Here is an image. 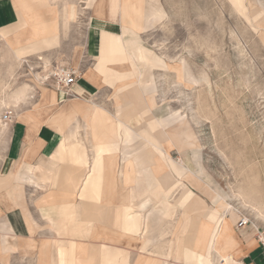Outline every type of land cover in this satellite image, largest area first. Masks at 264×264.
Masks as SVG:
<instances>
[{
    "label": "rangeland",
    "instance_id": "rangeland-1",
    "mask_svg": "<svg viewBox=\"0 0 264 264\" xmlns=\"http://www.w3.org/2000/svg\"><path fill=\"white\" fill-rule=\"evenodd\" d=\"M69 3L71 12L77 7L81 8L79 0ZM92 4L93 0L89 8L80 13L79 18L73 19L69 16L72 18L69 22H66L64 14L65 1L42 8L43 12L53 13L47 18L55 19L56 31H46L43 34L39 41L40 50L20 51L19 55L28 60L21 66L10 49V60L7 64L9 77L7 81L0 80V92L4 84L9 82L12 89L29 83L37 90H44L45 87L39 85L43 73L54 71L61 66H74L69 57L72 50L86 44L85 25L91 21L92 14L89 11ZM141 4L139 0V5ZM166 4L169 15L162 17L163 24L144 33L143 37L140 36V31H133L131 24L138 17L131 15L130 24L126 26L130 32L122 34V40L131 43L125 41L124 52L119 51L112 58L97 59L95 63V69L101 74L102 82L114 89V113L118 112L120 116L118 120L109 122L111 129L114 128L112 139L101 141L106 145L113 142L118 144L116 151L104 153V161L114 158L117 168L121 169L124 153L137 151L148 144L143 136L145 130L159 139L156 127H153L151 122L143 118L138 121L148 104L138 102L135 96L136 91H140L142 95L154 93L157 105L152 112L159 121L158 127L167 128V132L174 135L178 131L177 124L186 120L183 130H193L196 145L183 147L182 155V151L174 143L175 140L170 142L167 138L164 141L163 145L167 149L166 160L172 161L179 168V173L174 171L172 175L156 177L149 187L151 194L148 196L147 205H138V208H144L145 212L147 208L152 210L155 205L162 204L164 216L169 218H177L179 208L180 215L188 210L192 214H205L206 211L214 209L220 211L221 216L223 213L227 215L234 235L233 216L236 215L237 219L240 215H246L249 223L254 222L264 231V219L258 218L255 211L243 203V197H235L242 189L251 197L264 201V0H167ZM130 13H133L132 10ZM160 20L154 22L151 28ZM137 45L141 48L138 49ZM39 56L44 58L40 59ZM45 59L48 61L47 67ZM182 61L187 63L192 76L195 77L194 83L178 78ZM93 62V59L85 57L80 68L93 66ZM100 64H110L116 70L129 71L131 76L110 84L106 82L104 73L98 69ZM167 64L171 66L170 69ZM36 73H39V76ZM8 92L11 93L12 90ZM109 94L97 101L111 108ZM22 104L19 107L8 104V107L21 109ZM1 105L3 104L0 103ZM5 107L7 106L4 105L2 109ZM76 114L75 112V116L71 118V115L66 117L65 113L61 112L52 123L64 134V139L71 136L70 144L76 157L72 162L81 165L84 170L89 163L87 146L72 142V133L80 136L83 130L86 135L84 123L81 124L76 119L72 125L71 120ZM5 144L4 138H0V173ZM81 154L84 156L82 159ZM170 166L173 171L171 163ZM188 166L191 170L202 171V178L198 181L194 178L191 181L182 178L181 174L189 172ZM62 174L69 177V173L65 171ZM57 175L59 176L58 171ZM103 181L104 179L101 183ZM184 183L185 188L180 187ZM185 191L188 192V200L181 199ZM216 192L227 197L216 199ZM33 195L31 190L25 195V204L31 214L28 210L27 213L31 217L32 212L34 213ZM173 195L174 200H170ZM78 197L81 205L85 206L82 201L86 200L82 199L81 193ZM18 206L15 192L8 191L2 196L0 191V240L4 238L12 245V248L4 249L6 244H2L4 250L0 251V264H34L33 249L39 240L35 242L32 237H28L30 234L26 235L27 237L21 235L22 238L18 240L15 233H20L17 226L21 227L19 224H22L19 221L21 212L17 209ZM170 206L174 210L173 215L169 214ZM8 217L15 224V233L5 228L4 222L9 223ZM176 225L171 231L173 237L168 240L169 245L181 236V233L175 234ZM21 232L25 235L27 231L21 229ZM19 246L22 247L20 250ZM64 249L59 247V253H65ZM185 254L184 262L189 264H210V259L213 258L210 256L209 260L201 261L188 248H185Z\"/></svg>",
    "mask_w": 264,
    "mask_h": 264
},
{
    "label": "crops",
    "instance_id": "crops-1",
    "mask_svg": "<svg viewBox=\"0 0 264 264\" xmlns=\"http://www.w3.org/2000/svg\"><path fill=\"white\" fill-rule=\"evenodd\" d=\"M58 1H65L66 22L72 21V18H79L80 13L89 8L88 0H79L81 8L77 7V14L70 10L69 2L72 0H0L1 81H7L9 77L7 64L10 60V49L13 51V47H17L19 43H26L28 38L33 37L32 43H38L36 50H40L39 41L43 34L46 31L49 33L56 31L55 19L47 18L53 13L43 12L42 8H49ZM166 1L141 0L142 4L139 5V0H93L89 11L92 14L91 21L85 25L86 44L72 50L69 57L71 64L72 62L75 64L71 68L76 69L79 74L76 83L68 90L69 94L54 80L47 82L42 80L39 81V85L44 86V90L42 88L37 90L33 85L34 94L31 93L26 103L13 104L19 107L23 103L21 109L9 106L13 119L6 125L9 132L0 134V138H4L6 143L0 176H11V179L0 191L2 196L8 191L16 193L19 204L17 209L21 212L19 221L22 223L19 224L21 227L17 226L19 235L15 233L13 228L15 224L9 217L7 218L9 223L4 222V225L12 227L11 232L18 236V240L22 238L21 235L27 237L28 234L35 242L39 240L33 249L34 264H52L55 261H61V264H137L138 258H141L138 264H144L148 259H153L156 262L154 264H189L184 262L185 259L178 258L179 253L170 252L168 244V240L173 237L171 233L173 226L180 224V210L178 209L177 218H169L164 216L163 209L150 217L148 212L151 209L147 208L145 212L144 208L138 209L139 204L147 205V196L151 194L146 183L148 177L160 178L170 173L168 167L163 166L159 155L153 156L154 164L149 168V172L130 171L129 176L141 178L127 183L121 173L122 169L93 170V160L97 152L92 145L98 142L93 141L88 133L85 135L83 130L80 136L72 133L74 140L72 142L87 146L86 154L89 159L88 165L84 168V179L77 185L69 180V177L61 175L65 171L69 173L67 175H77L78 178L83 170L81 165L72 162L76 157L70 144L71 136L64 139V134L52 123L61 112H64L66 117L71 115V118L76 112V117L71 120L72 125L76 119L83 124L91 100L111 113L115 112L116 105L112 99L114 89L102 82V76L96 71L95 63L97 59L116 56L117 52L109 51L110 43H116L113 34L130 32L126 26L130 24L129 17L137 15L133 10L134 6L142 7L147 12L146 15L147 10H151L152 7L164 10L165 14L169 15ZM123 8H127L129 17L122 22ZM131 10L133 13H130ZM136 21H133L131 26L133 31H140L141 37L144 33L154 30L157 25L163 24L162 18L154 27L140 30L142 20L138 17L139 22ZM125 41L123 40V43ZM85 57L94 60L93 66L81 69ZM39 58L43 59L44 56ZM25 62L28 60L22 63L18 61V64L21 66ZM107 65L112 67L110 64ZM98 69L104 73L106 80L105 67L100 64ZM36 74L39 76V73ZM43 75L40 79H43ZM9 83H5L0 92V103L4 98L8 101L9 90L15 91L22 86L16 89L11 87L5 91L4 88ZM105 94L110 95L111 108L97 101ZM3 106L4 104L0 106V122L5 111V108L2 109ZM72 110L74 111L69 112ZM85 130L87 131L86 127ZM82 158L84 156L81 154ZM117 158L118 163L119 156ZM57 171L59 176L64 177L56 176ZM90 176L94 178L89 179ZM29 190L34 192L33 217L25 204V195ZM80 193L82 199L86 200L82 201L85 206L80 203L78 197ZM173 197L174 195L169 199L174 200ZM237 217L238 215L233 216V229L239 242L237 257L240 264H264V250L257 238V232L250 233L251 223L238 227L241 215L238 219ZM226 222H229L228 219ZM21 229L27 231L25 235ZM175 234L180 235L178 229ZM59 247H64L65 253L60 254ZM21 248L19 246V250Z\"/></svg>",
    "mask_w": 264,
    "mask_h": 264
},
{
    "label": "bare ground",
    "instance_id": "bare-ground-1",
    "mask_svg": "<svg viewBox=\"0 0 264 264\" xmlns=\"http://www.w3.org/2000/svg\"><path fill=\"white\" fill-rule=\"evenodd\" d=\"M91 1L92 0H88V4H90ZM133 10L138 15V17L142 20L140 23V26L138 24L140 30L148 29L149 27H151L154 24V22H156L157 20H160L162 17L165 16L164 10H161V9H158L155 7H152L151 10H147L148 11L147 15L145 14L146 11L142 7H135L134 6ZM74 14H77V10H74ZM126 17H129V14H127V8H123L122 9V22L124 21V19ZM126 20L128 21V19H126ZM137 21H138V19H137ZM113 36H115V42L116 43H110L109 51L110 52H117V53L119 51L124 52V49H126V47H125L123 40H122V34H113ZM32 38H28V42H26V43H23V44L19 43L20 45H18L17 47H13L14 56L19 61V63H22V62L27 60L26 58H23L19 55L20 50H23V49L24 50H26V49L36 50L38 48V43H32V42H34V39H32ZM137 48L140 49L141 46L137 45ZM45 62H46V66H47L48 62L46 59H45ZM181 64H182V67L179 69V72L177 75L178 78L187 79L190 83H194L195 77L192 76V74H191V72L187 66V63L185 61H182ZM102 65H103V67H105V70H106V82H109L110 84H115L116 82L123 81L125 79H128L131 76V72H129V71H126V70H124V71L120 70L119 71V70H116V69L108 66L107 64H102ZM167 68L170 69L171 66L169 64H167ZM154 77H155V75H154ZM8 88H11V83L7 84L4 88V90L6 91V89H8ZM33 90H34V87L32 84L25 83L20 88L9 93L8 101L4 98V100H2V103L4 105L18 104L20 102L26 103L28 101V99L30 98V95H32L31 93H33ZM135 96H136L138 102H140V103L146 102L148 104V108H146L144 110V112L140 115V119L138 118V121L141 120V118H143V119H147L149 122H151L152 126L156 127L155 130H156V133L158 134L159 139L155 138L147 130H145V131L142 130V131H144L143 136L148 141V144L144 148H141L137 151L126 152L123 154L122 159H121L123 162V164H122L123 167L121 168L122 169L121 173L123 175V178L125 179V181L127 183L136 181L137 179H140L141 177H136L134 175L129 176L130 171H132V173H136V172L140 173L141 171L149 172V168H151V166H153V164H154L153 156L155 154L159 155V157L161 158V160L163 162V166L168 167V169L170 170L169 175H172L174 171L176 173H179V168L175 164H173L172 161L166 160L167 149L163 145L164 141L167 138L169 139L170 142H174V140H175L174 143L177 144V146L179 147V149L181 151L182 150L184 151L183 147H185V146L191 147V146L196 145L195 133L193 132V130H191V131L183 130V127L186 123V120H182L179 124H177L178 125L177 126L178 131L174 135H171L169 132H167V130H166L167 128L165 129L162 127H158L159 121L157 119H155V116L152 112V109L155 108L157 105V103L154 101L155 94L150 93L149 95H142V93L140 91H136ZM89 103H90L89 104V112H87L85 114V120H84V125L87 129L86 133H88V135L90 137H92L93 141H95V142L99 141L100 142V143L98 142V143H95L92 145L96 148L95 150L97 152V155L94 157V160H93L92 168H93V170H98L99 168H104V170L115 169V168H117V164H116L115 159L114 158H107V161L105 162L104 161V153L107 151H116L118 148V144L116 142H113V143L111 142L112 144L106 145V144H103L101 141H103L105 139H112L111 135L114 133V128L111 129V126H109V122L110 121L113 122V121L118 120V118L120 117L119 113L118 112L117 113H111L109 110L105 109L103 106L99 105L94 100H91ZM8 132H9L8 127L6 125H2V123L0 122V134H3V133L7 134ZM183 151L181 153L182 155H184ZM195 157H197V156H195ZM54 162H57V161H54ZM170 163L172 164L173 171L171 169ZM188 169H189L188 173L181 174V176H183L182 178H186L190 181L192 180V178L197 179V181L200 178H202V177H200L201 176L200 173H202V171L197 172V171L191 170V168L189 166H188ZM83 172H84V170L80 173L78 178L76 177L77 175L70 174L68 179L72 180L74 184L78 185L84 179ZM137 175H139V174H137ZM49 177H51V176H49ZM92 178H94V177H92V176L89 177V179H92ZM155 178H156V176L148 177V179L146 180L147 188L152 186L153 180ZM10 179H11V176H6V177L2 176V175L0 176V190L3 188L4 185H6L8 183V181H10ZM185 186H186V184L184 183L180 187L185 188ZM240 191H241V193L235 194V197L236 196L237 197H243V199H244L243 203L245 205L249 206V208L251 207L255 211L254 213L256 214V216L258 218L264 219V201H259L258 199L251 197L249 194H247L242 189ZM215 196L217 197L216 199L227 197V195H225V194L222 195L219 192H216ZM259 197H261V196H259ZM188 198H189L188 192L185 191L182 194L181 199L188 200ZM189 205L190 204H188V206ZM229 205H228V208H229ZM140 207H141V205H140ZM162 209H163L162 204H159L158 206L155 205L152 208V210H150L148 212L149 217L156 215L155 214L156 212L157 213L159 211L161 212ZM173 213H174V210L170 206L169 214L173 215ZM139 216H140V214H139ZM226 216L227 215H225V213H223L221 216L220 211L214 210V209L206 211L205 214H202L200 212L192 214L191 212H189V210L184 211V213H182L180 215V220H179L180 224L177 225L178 226L177 229L181 233V236L178 237V239L176 240L175 243L173 241L170 242V248H171L170 252L175 251V253H179L178 258L180 260H182V259H186L185 248H188L192 251L193 254L197 255L201 261L209 260V257L213 256L212 260L210 259V264H218V263L219 264H240V260L237 257L238 250H239L238 249V246H239L238 243L239 242L237 241L233 232H231L230 226L226 222V220H227ZM163 218H164V216H163ZM5 228L6 229L8 228V231H10V232L12 231V227L10 225H5ZM249 228L251 230L250 233L253 234V233L257 232L258 226L254 222H252L249 225ZM3 243L6 244L4 249L12 248V245L8 244L6 239L3 238L0 240V251L4 250L3 249L4 246L2 247ZM54 244L56 245V242H54ZM183 250H184V252H183ZM140 261H141V258H138V263ZM154 262L155 261L153 259L152 260L148 259V260H146V262H144V264H154ZM52 264H61V261L60 262L55 261Z\"/></svg>",
    "mask_w": 264,
    "mask_h": 264
},
{
    "label": "built area",
    "instance_id": "built-area-1",
    "mask_svg": "<svg viewBox=\"0 0 264 264\" xmlns=\"http://www.w3.org/2000/svg\"><path fill=\"white\" fill-rule=\"evenodd\" d=\"M79 74L77 70L68 66H61L55 68L54 71H49L46 75L43 76V82L54 80L60 87L65 89L67 92L71 86H73ZM69 94V92H68ZM5 111L1 115V123L3 125H8L12 122L13 115L11 114L10 108L5 107ZM249 218L246 215H241L240 220L238 221V227H243L249 223ZM257 238L261 243L264 250V231H261L260 228L257 229Z\"/></svg>",
    "mask_w": 264,
    "mask_h": 264
}]
</instances>
